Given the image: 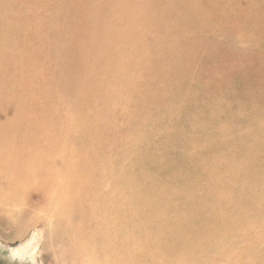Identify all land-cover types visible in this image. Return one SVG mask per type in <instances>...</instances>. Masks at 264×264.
I'll list each match as a JSON object with an SVG mask.
<instances>
[{"label": "rangeland", "instance_id": "obj_1", "mask_svg": "<svg viewBox=\"0 0 264 264\" xmlns=\"http://www.w3.org/2000/svg\"><path fill=\"white\" fill-rule=\"evenodd\" d=\"M95 1L97 4L89 0L91 5L83 6L88 0H0V143L1 137L12 130L10 123H22L26 130L18 126L14 129L29 136L35 132L34 137L38 139L44 136V144L40 143L43 148H56L58 152L67 151L73 156L87 153L94 159V164L101 169L106 167L107 172L99 173L98 178L105 180L107 186L125 180L143 188L152 183L146 179L152 180L151 169L146 167L150 157L154 158L152 165L156 161L163 163L164 167L168 163H176L172 156L162 155L158 149H161L159 142L149 140L146 115L152 116V111L148 103H167L173 98L171 92L177 93L176 84L186 83L185 79L195 74L206 81L207 95H212L215 84L212 80H215L217 67L223 69L224 80H227L234 66L237 68L240 62L252 61L250 58L254 55L236 52V43L230 38L234 28L230 19L221 24L215 22L216 39L201 38L199 46L203 45V50L197 58L199 49L190 53L192 42L179 46L168 44L167 48L162 46L160 50H152V45L158 40L176 37L170 23L173 9L169 7L168 0H110L105 8L98 6L99 0ZM176 10L180 9L177 7ZM90 16L95 18V22L90 23L89 33L77 40L76 32L85 30L86 22L84 27L76 29L72 23L76 21L79 26L78 18ZM240 27L244 26L237 25L238 29ZM205 33L210 35L208 31ZM204 52L211 53L205 55ZM179 54L181 64L191 65L194 61V66H185L184 70L176 68L179 61L174 64L171 60ZM254 68L253 71L249 68L245 71V80L235 75L230 77V82L249 86L248 82L253 81L259 72L258 66ZM160 71L169 73L168 79H164ZM178 92L185 96L190 90L185 85ZM157 94L162 97L156 98ZM234 116L227 113L226 119L218 124H204L186 134L180 131L171 135L166 140L171 145H167L164 151L173 153L185 149L191 158L194 147L198 146L202 151L200 155H205L211 143L218 141L222 145L215 150L221 156L225 169L237 160V152L228 147L242 145L244 138L257 129L256 126L252 130L248 121H232ZM223 129L234 132L236 136L224 135ZM118 132L124 136L122 140L118 139L117 144L112 135ZM256 143L250 138L245 141L244 149H255ZM17 147L41 149L26 143ZM137 161L146 163L144 167H137ZM254 162L251 159L247 167L253 166ZM196 164L203 179L183 184L179 191L191 192L199 211L209 212L215 207L219 208L214 211L218 215L241 219L244 214L239 207L248 206L244 203V196L249 197V205L264 203L262 171L253 178L237 179L238 175L213 167V160ZM74 167L60 168L73 170ZM130 167L133 172L124 173ZM227 188L230 190L226 193ZM217 197L202 209L205 201ZM229 205L231 208L237 206L232 208L234 215L229 214ZM259 225H256L257 229L252 227L258 232L263 231L264 223ZM243 226L250 227V224L245 221ZM39 228L42 227L38 225ZM33 233L30 230L23 239L9 243L0 239V264H65V257L61 255L52 258V245L44 249L45 238L41 239L33 255L27 254L22 261L17 257L11 260L9 257L13 253L28 245ZM199 239H188L189 242L185 243H198ZM216 241L218 239L212 235L200 242L203 244L199 247L201 252L195 248L176 258L189 259L190 255L196 258L191 264H232L223 258L208 262L205 254L210 250L227 251L230 257L235 254L233 250L236 249ZM256 246L260 251L257 259L264 264V244Z\"/></svg>", "mask_w": 264, "mask_h": 264}, {"label": "bare ground", "instance_id": "obj_2", "mask_svg": "<svg viewBox=\"0 0 264 264\" xmlns=\"http://www.w3.org/2000/svg\"><path fill=\"white\" fill-rule=\"evenodd\" d=\"M110 2L99 0L98 6L105 8ZM83 4L91 5L89 0ZM92 4L97 3L92 0ZM168 5L173 9L170 23L176 37L158 40L152 50H160L162 46L167 48L168 44L179 46L192 42L190 53L199 49L197 58L203 50V45L199 46L201 38L216 39L215 22L221 24L230 19L234 26L230 38L236 43V52L253 54L250 59H255L240 62L237 68L234 66L230 77L240 75L245 80V71L248 68L255 70L254 66L259 67L257 76L248 82L249 86H238L230 82V77L224 80L223 69L217 67L215 80H212L215 83L212 95H207L206 81L195 74L186 78V83L176 84L177 93L171 92L173 98L167 103L149 102L152 111V116L146 115L149 140L159 142L162 155L172 156L176 163L164 167L163 163L156 161L152 165L154 158L150 157L146 167L151 169L152 180L145 177L152 183L143 188L125 180L109 187L105 180L98 178V174H105L107 168L101 169L94 164V159L86 151V154L73 156L67 151L58 152L56 148L45 149L40 145L44 144V136L38 139L34 137L35 132H31L32 136L18 133L14 127L26 130L24 124L10 123L13 131L2 136L0 143V239L9 243L23 239L30 230L34 232L27 241L28 245L13 253L9 257L11 260L17 257L22 261L27 254L33 255L41 239L45 238L44 249L52 245V258L61 255L65 257V264H191L196 258L189 254V259L176 257L201 248L203 244L200 242L214 235L217 243L236 250H233L234 258L227 255V251L210 250L205 254L208 262L223 258L232 264H262L257 259L260 251L256 245L264 244V229L260 232L255 229L256 225L264 223V203L249 205V197L244 196V203L248 206L239 207L243 218L230 219L214 212L219 208L199 211L193 194L181 193L179 187L201 181L202 171L196 163L207 160H213V167L224 173L238 175L237 179L253 178L262 171L261 181H264V0H168ZM77 21H80L79 26L76 21L72 23L75 29L84 27L86 22L85 30L76 32L75 38L80 40L89 33L90 23L93 24L95 18L90 16ZM239 24L244 27L238 29ZM210 53L204 52L205 55ZM180 59L179 54L171 60L174 64L179 61L176 68L184 70L185 66H194V61L191 65L181 64ZM160 75L164 79L170 76L167 72ZM185 85L190 93L182 96L178 91ZM161 97V94L156 95V98ZM227 113L235 115L232 121H248L252 130L257 126L253 134L244 138L242 145L228 147L237 152V160L227 168L222 167L221 156L215 150L222 145L218 141L211 143L205 155H200L202 151L198 146L194 147L191 158L185 149L173 153L164 151L167 145H171L166 141L169 136L180 131L186 134L204 124H218L226 119ZM223 132L227 136H236L230 130L223 129ZM123 136L119 132L112 135L117 144ZM250 138L257 142L256 148L244 149L245 141ZM23 143L41 149L17 147ZM251 159L255 162L249 168L247 165ZM137 162V167H144L146 163ZM71 165L75 166L73 170L60 168ZM130 172H133L131 167L124 173ZM229 190L227 188L226 193ZM124 194L128 196L124 197ZM216 199L218 197L205 201L202 209ZM232 208L230 206L229 214L234 215ZM245 221L250 227L243 226ZM38 225L42 228L38 229ZM192 238H200V242L185 243Z\"/></svg>", "mask_w": 264, "mask_h": 264}]
</instances>
